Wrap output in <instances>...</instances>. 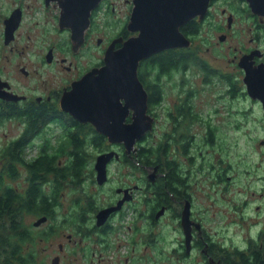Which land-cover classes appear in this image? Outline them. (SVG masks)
<instances>
[{
  "label": "rangeland",
  "instance_id": "rangeland-1",
  "mask_svg": "<svg viewBox=\"0 0 264 264\" xmlns=\"http://www.w3.org/2000/svg\"><path fill=\"white\" fill-rule=\"evenodd\" d=\"M9 1L0 0V23ZM113 1L116 12L111 7V15L119 21L121 17L118 16H121L127 7L124 0ZM224 7L228 6L222 2L215 6L214 14L217 19L214 25H205L200 30L199 34L193 38L194 47L191 49L198 52L202 59L209 60L213 69L221 70L223 66H230L227 62L228 59L237 52L235 47L242 45L239 30L244 31L247 28L246 23H248L244 22L243 15L240 16L241 18L239 17L233 28L228 31L229 37L225 45L213 46L219 41L221 23L226 24V17L221 16V10ZM40 17L41 15H38V19L42 23L43 17ZM98 20L100 24H104V20ZM120 25L119 21L110 29L115 30ZM27 27L24 30L32 29L33 25ZM98 33L100 36H108L111 31L100 25ZM1 36H3V32L1 34L0 29V43L2 42ZM222 46H226L227 50L224 57L221 54ZM47 47L45 46L43 51ZM208 47H210V51ZM62 48L57 47L56 56L61 59L65 57V65H69L70 61L74 60L75 62L79 61L81 65H86L95 63V60L101 57L99 51L85 49L79 52V57L75 58L70 55L71 51L66 52ZM29 56L27 54V57ZM27 57H20L19 60L12 59L8 66L9 70H4L2 69L4 53L0 46V77L12 80L20 87L22 84L35 87L39 79L48 80L49 84L59 82L61 85L67 75L64 74L65 70L62 66L59 64L41 66L40 62L32 63V59L36 57L35 54L31 55V60H28ZM22 66L32 72L37 68L39 72L33 80L25 79L20 72ZM87 67L88 65L84 67L85 70ZM150 68V65L146 66L147 75L152 74L154 77L151 79L154 81L158 75L157 69L155 66L156 71L154 72ZM180 79L177 76L171 81L165 79L161 82L164 100L154 108L151 107L153 113L158 115V123L155 131L151 135L149 134V143L154 145L168 143L165 135L169 137L173 134L171 132L172 120L168 116V111H174L181 104L187 108L193 105V111L198 114L193 127L187 132H181L182 138H174L175 140L171 142L173 146L171 145L167 151L168 159L176 162L175 164L180 169L188 173L184 181L186 185L188 184V189L184 187V194L192 199L194 219L204 226V240L213 243L216 258L224 260L226 257L232 260L234 252L237 249L246 248L251 242L250 239L253 236L258 238L259 230L264 227V115L261 107L256 103L244 98L231 101L225 97L226 86L222 82H216V79H213L212 83L205 82L201 69L196 64L189 66L183 85H181ZM158 82L160 83V81ZM15 88L18 87L15 86ZM41 91L39 89L36 92H31V98L34 100L33 97L40 94ZM22 121L15 118L0 125V157H2L1 152L7 143L22 136L25 130ZM47 122L48 119H45L44 123ZM210 124L215 129L218 128L213 147L206 145L208 142L205 138L208 135L207 130ZM54 128V125H50L44 129L43 136H47L53 147L59 144L65 147V155L60 157L61 165L65 166L71 158L69 153L73 149V144L69 145L68 140L63 142V138L70 131L65 129L63 132ZM72 133L76 134L77 129L75 128ZM54 137H59L60 141H54ZM187 144L191 145L189 152L196 158L195 162H189L188 157H184L178 150V147L182 149V146ZM86 145V151L92 153V158L90 154L88 166L81 172L79 179L76 178L75 182L68 179L62 183L60 189L54 187L55 177L53 175L48 176L45 181L43 188L45 193L51 198L56 195L58 198L56 200V206H58L53 212H50L53 217H49L48 222L40 228H35L33 224L41 216L28 214L24 216V224L31 228L33 234L24 250V255L30 257L31 264H52L53 258L57 256L60 257V264H125L124 261L127 258L130 260V264H140L141 254L142 264H205V256L200 252L203 248L197 249L190 255H185L181 246L183 237L180 221L173 218L182 211L183 206L174 205L167 190L163 192V196L166 197L167 203L171 201V208L175 209L177 213L167 211L157 223L147 218L152 212L153 203H158L154 211H159L160 204H162L161 201L157 202L160 196L157 191L158 187L150 186L147 183L144 185L146 190L139 194V197L142 198V215L145 219H142V238H139L137 244L134 242L135 225L129 218L115 234H106L101 237L98 233H92L91 223L83 222L82 214L83 216L86 214L93 216L96 209H101L110 203L116 197L106 193L108 189L113 193V187L119 184H110V187H107L104 192H100L94 172L95 156L97 155L94 152L95 147L90 148V143ZM107 149L105 148V150ZM35 152H37L36 149ZM30 153H33V148L26 149L25 158L33 160L34 157H31ZM56 161L59 164V159ZM4 167L5 161L0 160V175H3ZM129 167L115 164L111 169L112 175L115 172L117 180L120 179L121 173L137 171L133 164ZM15 169L17 172L15 177L3 176L0 184V199L3 185L12 190L18 189L20 194H25L29 188L30 174L27 168L23 164H19ZM150 171L152 172L153 169ZM92 174L94 182L91 180ZM178 185L183 186V184ZM182 198L183 196L179 199L183 200ZM72 214H75L76 219H72ZM70 215L72 216L70 217ZM187 215H190L189 210ZM87 218L89 219L90 216L88 215ZM18 220H21V217ZM118 224L119 222L115 220L111 225L118 226ZM190 224L191 222H189ZM52 231L54 233L50 235ZM43 236L48 238L45 239ZM68 236L72 237V242H68ZM60 244L64 245L62 252L59 251ZM108 244H112V247L107 249ZM93 251L95 253L92 256ZM101 255L103 258H100Z\"/></svg>",
  "mask_w": 264,
  "mask_h": 264
},
{
  "label": "flooded vegetation",
  "instance_id": "flooded-vegetation-1",
  "mask_svg": "<svg viewBox=\"0 0 264 264\" xmlns=\"http://www.w3.org/2000/svg\"><path fill=\"white\" fill-rule=\"evenodd\" d=\"M62 0H10L9 3L6 5V10L4 16H2V22L0 23L1 34L3 32V36H1L2 42L0 43L1 50L4 53V65L2 69L9 70L8 66L11 64L12 59H20V57H27V54L30 56L27 57L28 60H31L35 54L36 57L32 59V63L40 62L42 65H54L59 64L65 70L64 74H67L65 79L62 80L61 85L58 83L56 84H49L48 80L39 79L38 83L35 87H31L30 85L22 84L21 87L17 85L16 82L12 80H5L0 77V91L7 95V97H18V101L14 100H5L0 98V114H13V113H23L26 114V118L22 123L25 125V130L28 127V122L35 123L40 126L41 129H46L50 125H54V129H60L64 132L65 129H77L78 134L79 129H84L82 136L85 140V145L90 143L91 147H101L95 148L96 156H95V165L97 159L102 155L113 154L112 160L107 165L108 177L106 182L103 185H99L100 192H104L107 187H110V184L117 183L119 184L116 187H113V193L110 192L108 189L107 195H113L114 198L110 203L103 206L101 209H96L92 215L86 214L83 216L82 214V221L90 222L91 223V232L98 233L102 237L103 235L115 234L119 229L124 225V222L127 218L133 220V224L135 225V244L138 243L139 238H142V219L144 215H142V198L139 197V194H142L146 190L144 185L149 184L153 187H158L157 191L160 193L158 197L162 204H160V210L154 211L155 206H158V203H153L152 212L149 213L150 215L147 218L151 219V221L157 223L159 219L165 215V212L171 211L176 212L175 209H172L171 201L167 203L166 197L163 196V192L167 190L173 200L174 205H182L183 209L180 213H177L174 216V219L180 221V228L181 234L183 237V241L181 246L185 252V255H190L197 249H201L200 252L205 256V264H225L223 259L216 258L214 255V245L211 242L204 240V226L202 223L196 221L193 217V202L190 196L185 195V188L188 189V184H185L186 176L188 175L187 172L180 169L177 165V168L180 169L179 171H175V183L173 184L174 190H169L168 186L163 185L164 182L163 178L167 175V173L161 171V167L157 166L154 168H149L139 161V157H136L138 152H134L133 156L132 153L129 154L126 149V145L124 143H111L107 137L99 134L98 138L93 139L89 132L94 130L96 133L95 127L90 123H80L75 118H73L69 113L65 112L62 109V100L65 96V93L69 92L73 88V84L76 81H79L86 73L92 71L93 69L102 68L105 65V53L110 47H114L115 49H119L123 43L129 39L130 37L136 36L138 32H132L129 28L131 17L134 8V0H124V4L127 7L124 12H122L121 17L119 18L120 26H118L115 30L110 29L113 28L116 24H118V20L112 17V11L116 12V6L113 0H101L97 6L91 9L89 13V23L88 26L84 30L83 37L76 39L74 37L72 23H62L61 22V6ZM93 1V0H92ZM224 3L228 7H224L221 10V16L224 18L226 17V24L221 23V35L219 36V41L216 42L213 46H219L224 44L228 41L229 33L233 28V25L240 16L245 20L247 28L244 31H240V39H241V46H236L235 50L237 51L234 53L233 57L229 58L227 62H229L230 66L225 67L223 69H213L215 73L217 72L219 75V82H222L226 86L227 94L225 97H228L231 101L239 100L244 98L252 103H256L261 107L262 113L263 107L260 101L252 100L247 92V84L245 83V76L247 72L254 73L255 71L264 72V15H258L253 12L252 7L249 5L248 0H210L209 8L205 16L201 19L199 16L191 19L184 25L180 27V31L182 34L187 37L191 41V45L189 47H177V48H169L164 51H161L154 56L151 57H159L161 54H170L173 58V62H177V54L181 50L193 49V38L196 36L194 32L193 24H199L200 30L205 26H213L214 22L217 19V16L214 14L215 6L218 3ZM21 12V21L17 28H13L12 23L6 24V21L10 20L14 12ZM114 12V11H113ZM38 15L43 17L42 23L38 19ZM115 15V14H114ZM40 17V18H41ZM111 17V20H110ZM241 18V17H240ZM104 20V24H100L99 20ZM82 26V21L78 23ZM32 29L28 27L32 26ZM102 26L106 29L111 31V34L108 36L99 35L98 29L99 26ZM28 26V27H27ZM39 26V27H38ZM25 27L28 30H24ZM39 29H38V28ZM13 28V29H12ZM39 30V31H38ZM255 31V33H254ZM198 35V34H197ZM78 38V37H77ZM247 38V41H245ZM259 44H261L259 46ZM258 45V46H257ZM31 46V47H30ZM33 46V47H32ZM44 46V47H43ZM45 46H48L46 50L43 51ZM63 47L62 50H66V52L71 51V56L79 57V52L83 50H94L99 51L101 54L100 59H96L95 63H89L86 65H81L79 61H70L69 65H65L66 58L63 59L58 58L56 49L57 47ZM78 49H76V47ZM30 47V48H29ZM28 48V49H27ZM210 51V47H208ZM195 51V50H194ZM227 53L226 46H222L221 54L224 57ZM150 57V58H151ZM222 57V58H223ZM102 58V59H101ZM217 58V57H216ZM92 60V58H91ZM100 60V61H99ZM208 61L210 65V61ZM222 62L224 60L222 59ZM144 64V63H143ZM140 65L139 73L141 69H146V66ZM88 65V67L85 68ZM192 64L187 65L186 67L182 65V68L179 69L178 67H171L167 65L165 62L156 61V69H157V77L156 80L160 81L159 85L162 87V81L166 79V81H171L175 79L177 76L181 78V85L185 83L186 74L189 71V66ZM211 66V65H210ZM20 72L24 76L25 79L33 80L37 74L38 69H33V72L28 70L25 66L20 67ZM204 78V77H203ZM61 81V79H60ZM143 83V82H142ZM15 86L18 88L16 89ZM20 88V89H19ZM41 89V93L37 94V96L33 97L34 100L31 98V92H36L37 90ZM26 92V93H23ZM29 94V95H28ZM245 96V97H243ZM13 98V97H12ZM23 108V109H22ZM183 110L178 111L175 108V113H173V119L171 123V128L173 131H177V128L183 131H189L194 124V117L190 113V108L188 109L186 106L182 108ZM41 111V112H40ZM41 113L43 118H36V114ZM154 118V127L157 126L158 123V115L153 113L149 108L148 112ZM14 118H9L7 120H12ZM30 118V119H29ZM32 119V120H31ZM48 119V122L45 124L44 120ZM6 120V121H7ZM52 120V121H51ZM4 121V122H6ZM51 121V122H50ZM127 123L131 122L130 117H128ZM78 125H77V124ZM24 130V132H25ZM23 132V134H24ZM22 134V135H23ZM43 135V132L40 133V136ZM187 136V135H186ZM183 136H177L176 139L182 138ZM148 140L147 135L142 139V142ZM14 140H18L15 138ZM12 140V141H14ZM54 141H60L59 137H54ZM65 140V136L63 138V142ZM192 140V138H190ZM10 141V142H12ZM9 142V143H10ZM94 142V143H93ZM7 143V145L9 144ZM6 145V146H7ZM44 145V144H43ZM35 147L33 150L42 149V146ZM46 147V145H44ZM44 147V148H45ZM44 148L42 151H44ZM105 148H108L105 150ZM178 150L181 154L184 151L178 147ZM190 153V152H188ZM92 153H88L90 156ZM65 155V154H64ZM63 155V157H64ZM2 156V155H1ZM36 158L35 156H31ZM3 157H0L2 160ZM137 160L136 169L137 171L134 172H126L121 173L119 176L120 179L116 180L115 172L112 175L111 169L115 166V164H120L122 166H131V163H136L134 161ZM59 165L62 164L60 158L58 161ZM94 165V170H95ZM153 169L151 172L150 170ZM95 176L97 181V172L96 170ZM155 175V176H153ZM44 177H41V180L38 182L40 184H44L43 182ZM92 182H94L93 174L91 178ZM147 183V184H146ZM178 184H183V186H179ZM30 186V183H29ZM185 187V188H184ZM150 191V190H149ZM18 192V189H16ZM115 192V193H114ZM109 193V194H108ZM149 193V192H148ZM183 196V200H180ZM187 208L190 211V222L192 225L191 233L193 235V239L191 241V249L189 250L188 245H186V236L183 227V216L184 212ZM111 208H117L114 210L109 216L101 217L103 220H99L100 212L104 210H108ZM88 215L90 218L88 219ZM47 218V221L44 222L41 226L46 224L49 220V216L43 215L37 218V221ZM118 221V226L111 225L114 221ZM36 221V222H37ZM100 221V223H99ZM34 222V224L36 223ZM33 224V225H34ZM36 227V228H40ZM131 226V225H130ZM129 226V227H130ZM128 227V228H129ZM72 237L68 236V242H72ZM107 249L112 247V244L107 245ZM206 249V250H205ZM64 250V245H59V251L62 252ZM134 251V249H132ZM95 251H93V254ZM140 254V251H138ZM142 253V252H141ZM59 259L60 264V257L57 256L54 259ZM100 258H103L101 255ZM107 259L106 257H104ZM140 259V264H142V254ZM129 259H125V264H130ZM53 262V261H52Z\"/></svg>",
  "mask_w": 264,
  "mask_h": 264
},
{
  "label": "water",
  "instance_id": "water-1",
  "mask_svg": "<svg viewBox=\"0 0 264 264\" xmlns=\"http://www.w3.org/2000/svg\"><path fill=\"white\" fill-rule=\"evenodd\" d=\"M100 1H61V22L72 23L76 39L83 37L89 13ZM248 1L254 13L264 15V0ZM209 4L210 0H134L129 28L138 34L127 39L119 49L110 47L104 56L105 65L86 73L73 84L71 91L65 93L62 109L78 122L92 124L97 133L107 137L111 143H124L129 154L134 153L137 142L154 129V118L148 113L149 95L138 75L140 62L169 48L189 47L191 41L182 34L180 27L197 16L202 19ZM21 16L20 11L14 12L6 24L13 22V28H17ZM79 21H82V26ZM244 80L249 97L260 101L264 112V72H247ZM12 97L8 98L0 91L1 99L19 100L15 95ZM128 117L130 123L126 122ZM113 154L97 159L95 170L99 185L107 180V165ZM114 210L117 208L100 212L99 220ZM182 220L186 245L190 250L193 239L190 215L186 217L184 214ZM46 221L47 218L38 220L35 227ZM52 264H59V259H54Z\"/></svg>",
  "mask_w": 264,
  "mask_h": 264
},
{
  "label": "trees",
  "instance_id": "trees-1",
  "mask_svg": "<svg viewBox=\"0 0 264 264\" xmlns=\"http://www.w3.org/2000/svg\"><path fill=\"white\" fill-rule=\"evenodd\" d=\"M193 27L197 36V34H199L198 30L200 25L193 24ZM156 61L165 62L172 68L175 66L179 69L182 68V65L186 67L189 64H196L200 67L201 74L204 77L203 80L205 82L212 83L214 82L213 79H216V82H219L218 73L212 71L208 61L199 57L198 52L192 51L191 49L181 50L177 54L176 63L173 62L174 58L170 54L166 53L161 54L159 57L144 59L140 62V65L142 66L143 63L145 66L150 65V69L155 72ZM153 77L154 76H152V74L147 75L145 67L140 70L139 78L148 92L150 109L151 107L154 108L155 106L161 104L164 100L162 87L159 85L158 81H153V79H151ZM184 106V104H181L177 110H183L182 108H184ZM190 110V113L193 115L195 120L198 114L193 111V105H190ZM151 111L153 112V110ZM173 113H175V111H168V116L171 120L173 119ZM35 116L38 119L43 118L41 113H38ZM14 117L24 121L26 114L21 112L6 114L5 116L0 114V125L7 119ZM33 121L34 123H31L30 121L28 122V127L18 140L10 142L7 146L3 147V151L1 152L3 157L2 160L5 161V167L3 175H0V184L3 176H11V178L15 177L17 173L15 169L16 166L23 164L30 174V186L25 194H20L19 192H16V190H12L5 185L2 186V197L0 199V264L32 263L30 257L24 255L25 246H27V244L31 241L33 235L31 228L24 224V216L28 214L35 216L47 215L49 217H53L50 212H53V210H55L58 206H56V200L58 198L57 195L53 198L49 197L50 195H47L43 189L48 176L53 175L55 177L54 187L60 189L62 183L66 182L68 179H72L73 182H75L76 178L79 179V177H81V172L88 166L87 162L90 156L88 155L89 152L87 153L86 151L87 145H85V140L82 136L84 129H79L80 134H78V132L75 134L72 133L74 129L69 128L70 132L65 134L64 142L68 140L69 145L73 144V149L69 153V156L71 157L70 160H68V163H66L65 166H62L57 164L56 160L65 154V147H62L60 144L53 147L46 135L40 136V133H44V130L41 129L37 123H35V120ZM155 129L156 127H154L153 131H155ZM217 129L212 127L210 124L207 130L208 135L205 137L208 142L206 144L207 146H214L215 138H217ZM153 131L147 134L148 140L146 139L143 142L142 140L137 142V147L135 149L137 150L138 155L136 157H139V161H142V163L149 168L160 166L161 171L167 173V175L163 178V181L166 182L163 185L166 184L169 190H174V172L179 171L180 169L177 168V165L175 164L176 162L169 161V154H167V151L172 145L171 142L175 140L174 138L177 136H183L181 132L184 131L177 128V131L175 132L172 129L171 132L173 134L169 137L165 135L167 141H169L165 145H154L149 143V137ZM89 134L91 135L92 141L93 139L95 141V139L99 136V134L94 130H91ZM43 144L46 145V147ZM41 145H43L42 149L45 147L44 151H42V149H36L37 152L34 153L33 150V153H30V156L36 157L35 159L28 160L25 158L27 148H39ZM95 148L97 149L101 147ZM189 148H191L190 144L182 146V150L184 151L183 155L184 157H188L189 162H195L196 158L188 153ZM133 155L134 154L132 153V156ZM132 164L136 166L137 163ZM229 167L231 166L229 165ZM41 177H44V184L38 183L41 180ZM72 215H70V217ZM19 217H21V220H18ZM72 219H76L75 214ZM33 226L35 227V224ZM53 233L54 232L52 231L50 235ZM258 234V238L253 236V238L250 239L251 242L246 246V248L237 249L233 254L232 260L225 257V264H264V227L259 230ZM43 237L45 239L48 238L45 236Z\"/></svg>",
  "mask_w": 264,
  "mask_h": 264
},
{
  "label": "bare ground",
  "instance_id": "bare-ground-1",
  "mask_svg": "<svg viewBox=\"0 0 264 264\" xmlns=\"http://www.w3.org/2000/svg\"><path fill=\"white\" fill-rule=\"evenodd\" d=\"M186 210H187V206H186ZM186 210H185L184 214H185V216L187 217ZM187 225H188V222H187ZM189 227H190V226H189Z\"/></svg>",
  "mask_w": 264,
  "mask_h": 264
},
{
  "label": "clouds",
  "instance_id": "clouds-1",
  "mask_svg": "<svg viewBox=\"0 0 264 264\" xmlns=\"http://www.w3.org/2000/svg\"><path fill=\"white\" fill-rule=\"evenodd\" d=\"M139 75V74H138Z\"/></svg>",
  "mask_w": 264,
  "mask_h": 264
}]
</instances>
